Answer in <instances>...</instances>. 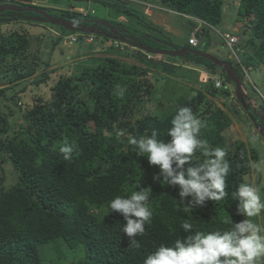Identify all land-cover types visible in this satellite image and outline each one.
Instances as JSON below:
<instances>
[{
    "label": "trees",
    "instance_id": "16d2710c",
    "mask_svg": "<svg viewBox=\"0 0 264 264\" xmlns=\"http://www.w3.org/2000/svg\"><path fill=\"white\" fill-rule=\"evenodd\" d=\"M94 1L103 7L114 8L117 18L126 16L143 29L136 35L139 39L119 36L117 33L123 26L105 21L109 28L101 25L95 28L99 37L109 39L113 36L112 41L137 48L126 41L135 39L146 47L141 44V39L150 38L149 41L154 40L157 45L155 47L170 50L169 40L166 43L162 41L165 39L148 34L156 33L159 27L146 21L147 17L140 11L116 7L104 0ZM160 2L173 12L203 22L201 36L217 30L224 12L221 0ZM75 14L69 11L68 15L74 18ZM50 15L62 17L56 13ZM236 16V21L249 24L245 44L239 46L247 67L256 68L264 64V0H240ZM27 19L25 13L9 12L8 17L0 18V22L11 24ZM87 19L78 17L81 26L90 28L95 22L92 18ZM159 30L163 33L161 28ZM79 33L90 35L95 32ZM27 37V30L22 28L0 30V83L10 84L0 88V264H59L58 260L45 257L44 252L50 249L61 255L82 251L83 257L76 259L73 255L70 264H143L147 255L161 244L171 246L176 239L186 238L188 233L181 227L185 221L193 224L192 232L227 231L232 225L225 223V217L233 223L242 221L232 193L248 179L258 155L253 147L235 140L231 144L226 139L227 133L233 134L232 120L213 104L211 99L218 97L220 91L213 83H207L192 98L176 101L173 110L163 118L150 113L138 116L136 113L152 95L151 68L171 74L173 67L154 65L146 61L145 55L132 56L144 68L109 56L94 59L96 65L79 74H73L76 67L69 66L49 73L43 71L29 81L38 65L27 61ZM147 47L154 48L152 45ZM186 47L195 48L185 42L179 50ZM193 51L211 61L215 59L203 51ZM79 55L81 53H77ZM190 62L197 64L193 59L187 64ZM51 65L47 61L43 69ZM206 68L215 76L213 66ZM239 68L242 71L244 66ZM138 76L144 78L137 80ZM27 80L30 85L24 84ZM117 85L126 87L123 98L116 95ZM28 89L37 90L38 97L28 96L21 107L20 94ZM42 90L45 93L40 97ZM179 107H190L198 118L207 122V127L201 129L200 138L206 139L213 148H226V159L230 164L225 199L194 205L190 213L178 204L179 188L164 185L159 177L160 169L150 166L147 158L138 156L135 147L127 143L129 135L150 136L154 130L158 139L170 141L167 130ZM21 111L22 123L14 129L8 118ZM249 112L251 114V108ZM233 115L240 118L237 113ZM252 117L257 122V118ZM118 131H123L124 136H117ZM65 141L77 145V151L68 161L59 152ZM204 159L202 154H195L192 166ZM4 165L8 166L7 170ZM9 171L15 174L16 180L6 185L5 176ZM140 187L149 192L153 217L151 223L145 225V234L137 237L140 247L134 248L122 233L123 217L110 213L108 203L114 197L128 196ZM190 199L185 198V204Z\"/></svg>",
    "mask_w": 264,
    "mask_h": 264
},
{
    "label": "rangeland",
    "instance_id": "374dc122",
    "mask_svg": "<svg viewBox=\"0 0 264 264\" xmlns=\"http://www.w3.org/2000/svg\"><path fill=\"white\" fill-rule=\"evenodd\" d=\"M41 6L47 9H42V11L50 14H59L63 21L72 22L78 25L82 19L93 21H111V23H120L123 27L118 31L119 36H132L135 39H139L136 35L140 31L143 32L139 26L131 22L128 17L117 18L114 8L103 7L98 5L94 0H38ZM112 2L116 7H121L127 10H138L143 15L147 17L148 22L153 26L159 27L163 30L158 29V31L150 32L148 34L153 35L157 38H163V42L172 45V48H183L185 42L188 43L190 33L195 30L196 20L191 19L187 16L180 15L176 12L171 11L166 8L160 0H104ZM224 6V12L221 17L220 25L216 27L217 31H208L205 35H200L201 31L198 33L195 43V48L186 47L187 50L194 52L193 50L203 51L205 54L214 57L217 61H222L225 64L231 65L236 71V75L240 80L243 91L252 100V102L257 106V112H254L251 107V115L257 118L256 124H253L251 118L243 110L241 104L238 102L235 96V84L231 82L224 73L220 66L216 65L214 61H211L206 56H198L195 52L189 53L187 56L182 57H172L167 55H155L147 54L139 50L137 47H131L126 43L119 41H112L113 36L109 39L99 37L96 33H91L90 35L80 34L79 32H73L69 30H63L59 26H53L47 23H38L31 20L17 21L8 24L6 22H0V30L3 31L7 28H15L16 30L22 28L27 30V44H26V54L28 55V63H37V71L35 75L29 79H33L39 76L43 71L51 72L62 70L63 68L72 66L76 67L72 70L73 74H79L85 68H91L95 66L96 63L94 59H100L102 57H116L124 61L128 65H136L144 68L145 66L133 60V57H140V55H145L146 61L157 65V64H168V66L173 67L174 71L168 70L166 73L163 70L157 71L151 68L153 74H151L152 80L150 82L152 95L150 96V101L145 102L141 110L136 114L142 116L146 113L152 115H157L159 118L165 117L169 112L173 110L174 104L178 100H185L192 98L196 91H200L202 87H206L207 83H213L214 78H218L224 87L218 91L219 95L216 98L209 99L212 100L213 104L219 109L225 111L232 120V135L228 133L225 135L229 143L233 144V141H238L247 147H253L258 155V161L264 159V131H261V127H264V120L260 118V115L256 116L261 110L264 111V64H259L256 66L247 67L242 53L235 55L228 48L224 46L218 33H231V35H236L239 40V45L243 47L247 39L246 35L249 31L248 23H241L237 20L236 12L240 0H221ZM27 8V7H22ZM50 8V9H48ZM84 8L87 9V16H80L75 14L74 18L69 17V9ZM118 9V8H117ZM116 11V10H115ZM9 12H0V18H6L9 16ZM91 12V13H90ZM71 13V12H70ZM26 16L32 17L34 13L26 12ZM52 16V15H51ZM73 16V15H72ZM59 18V17H57ZM87 23V22H85ZM103 31V30H102ZM65 37H70L66 39ZM117 38V37H115ZM69 39H74L70 41ZM141 44L144 46L154 47L153 50H160L154 44L153 41L149 39H141ZM169 40V42H167ZM190 42V41H189ZM159 45V44H158ZM170 49V48H169ZM81 55L77 56V53ZM119 52V53H118ZM140 53V54H139ZM191 55V56H190ZM77 56V57H76ZM133 56V57H132ZM196 60L197 64H190L187 62L189 60ZM213 59V58H212ZM214 59V60H215ZM50 61L51 66L47 67L46 70L43 69L44 64ZM244 66L246 69L239 68ZM213 66L215 76H212L206 69ZM157 71V72H156ZM153 75V76H152ZM144 76L136 77L137 80L143 79ZM159 79L155 81L154 79ZM52 77L49 79L51 81ZM29 81H25L24 84L30 85ZM10 84L0 83V88L9 87ZM31 87V86H29ZM226 88V89H225ZM45 89V88H42ZM226 91L224 95L221 92ZM37 90L28 89L26 92L21 93L20 103L21 107H24V101L28 96L38 97ZM45 91L39 92V96L43 97ZM147 98L145 97V100ZM144 100V101H145ZM19 105V104H18ZM23 109V108H22ZM230 109V110H229ZM239 114L240 118L233 113ZM247 118V120H246ZM9 122L11 127L16 129L22 123V111L9 117ZM255 125L258 126L255 127ZM261 126V127H259ZM263 129V128H262ZM252 137H256V142L252 143ZM257 161V162H258ZM6 170L7 165H4ZM6 185H11L12 181L16 180L15 174L8 172L5 176ZM244 183H249L253 186H257L264 193V176L259 175L255 168H252L247 180ZM245 217L241 216L243 220ZM253 222L257 223L259 226L264 228V211L254 218H251ZM45 257L49 256L51 260H58L59 264H70L73 260L72 256L75 255L76 259L82 258V251L76 252V254L68 253V255H61L59 251L50 249L44 252ZM61 257V258H60Z\"/></svg>",
    "mask_w": 264,
    "mask_h": 264
},
{
    "label": "clouds",
    "instance_id": "9594fccd",
    "mask_svg": "<svg viewBox=\"0 0 264 264\" xmlns=\"http://www.w3.org/2000/svg\"><path fill=\"white\" fill-rule=\"evenodd\" d=\"M238 38L236 35H231ZM116 95L123 98L126 87L116 86ZM207 127L190 107H179L167 130L170 141L157 138V131L151 135L127 136V143L134 146L138 156L146 157L150 166L160 169L164 185L179 188L178 204L182 210L190 213L192 206L203 205L205 201L222 202L228 193L226 179L230 164L226 159L227 149L211 147L206 139L200 138L201 129ZM117 136H124L118 131ZM252 137V143L256 142ZM77 151L75 142L65 141L59 152L63 159H72ZM195 154L206 159L193 165ZM259 175L264 176V159L253 163ZM154 179H157L154 177ZM191 198L185 204V198ZM232 197L237 201V212L245 217L233 223L225 217V223L232 227L227 231L192 232L193 224L185 221L181 227L186 238H178L171 246L161 244L147 255L143 264H264V228L251 218L264 211V193L249 183H241ZM110 213L123 217L122 233L130 241V247L139 248L137 237L145 234V225L150 224L153 210L149 206V192L146 188L132 191L128 196H116L108 203Z\"/></svg>",
    "mask_w": 264,
    "mask_h": 264
},
{
    "label": "water",
    "instance_id": "95a60500",
    "mask_svg": "<svg viewBox=\"0 0 264 264\" xmlns=\"http://www.w3.org/2000/svg\"><path fill=\"white\" fill-rule=\"evenodd\" d=\"M5 11H11L15 14L32 12V13L38 15L39 18L38 17H29L27 20H31V21L38 22V23H48V24L53 25V26H59V27L63 28L64 30L75 31V32H82V33L95 32V33H97L95 31L96 26L102 25L104 27H108V25L105 21H96L94 23V25L90 28H87L85 26H81L79 23H78V25H75L72 22L63 21L60 17L57 18V17L51 16V15H47L42 11L34 9L33 7L22 8V7L15 6V5H0V12H5ZM126 42L129 44H132V45H136L140 49L144 50L145 52H148L150 54H155V55H167V56H172V57H182L186 53H194V52L189 51L187 49H181V50L178 49L177 50L176 48H172L171 45L168 46L170 48V50H167V49L153 50V49L148 48V47H142L140 44H138L136 42L135 39H131V40H128ZM214 62L216 65L220 66L226 72V75L228 76V78L235 84L236 99L241 104L242 108L246 111L247 115L251 118L252 123L256 124L254 118L252 117V115L249 112V108L252 107V110L254 109L253 112H257V108H255L257 106L252 102V100L243 91L242 85L240 84V80L237 77V75L231 70L229 65H227L221 61H214ZM261 112H262V114L260 115V118L264 120V111L261 110ZM254 115H256V114H254ZM258 115H256V116H258ZM255 127L258 128L257 125H255ZM260 130L264 131V127H263V129L261 128Z\"/></svg>",
    "mask_w": 264,
    "mask_h": 264
},
{
    "label": "bare ground",
    "instance_id": "6f19581e",
    "mask_svg": "<svg viewBox=\"0 0 264 264\" xmlns=\"http://www.w3.org/2000/svg\"><path fill=\"white\" fill-rule=\"evenodd\" d=\"M38 3L40 4V2L38 1ZM42 4H40V5H37V6H35V7H43V6H41ZM43 8H46V7H43ZM70 10V12H73V13H77V14H79L80 16H87V15H83V13L84 12H88V10L87 9H84V8H76V9H69ZM91 13V12H90ZM188 17V16H187ZM190 18V17H189ZM191 19H193V18H191ZM194 20H196V22H195V25H193V26H195V30L190 34V37H189V39H188V43L189 44H191V45H193L194 47L196 46V43H195V39H196V37H197V35H198V33L201 31V25H204L203 24V22H201V21H199L198 19H194ZM108 25V24H107ZM102 26V25H101ZM108 28H109V26H108ZM215 31H217V30H215ZM224 35H226L225 37H224ZM218 36L220 37V39H221V41L224 43V46L226 47V48H228L229 50H230V52H232L233 54H235V55H238V54H241L242 53V49L240 48V46H239V40H240V38H233L232 36H231V33H227V32H225V33H218ZM66 39H68V38H70V37H65ZM190 41V42H189ZM213 61H217V59H212ZM222 62V61H221ZM215 63V62H214ZM224 63V62H223ZM227 65H229V64H227ZM230 66V68H231V70L235 73V71H234V68L231 66V65H229ZM240 67H242V65L240 66ZM221 68V67H220ZM222 69V68H221ZM223 70V69H222ZM224 71V70H223ZM225 72V71H224ZM226 73V72H225ZM213 84H214V87H215V89H221L222 87H224L223 86V84L221 83V81L218 79V78H214L213 79ZM241 84V83H240ZM226 89V88H225Z\"/></svg>",
    "mask_w": 264,
    "mask_h": 264
},
{
    "label": "built area",
    "instance_id": "2783aa9c",
    "mask_svg": "<svg viewBox=\"0 0 264 264\" xmlns=\"http://www.w3.org/2000/svg\"><path fill=\"white\" fill-rule=\"evenodd\" d=\"M0 5H15L19 7H35L40 4L38 3V0H0ZM83 15H86V12H84ZM225 36L226 35H224V37ZM69 40L73 41L74 39H69Z\"/></svg>",
    "mask_w": 264,
    "mask_h": 264
},
{
    "label": "flooded vegetation",
    "instance_id": "af4514ba",
    "mask_svg": "<svg viewBox=\"0 0 264 264\" xmlns=\"http://www.w3.org/2000/svg\"><path fill=\"white\" fill-rule=\"evenodd\" d=\"M32 17H38V15H36V14H33V16ZM29 18V17H28ZM39 18V17H38ZM98 21V20H97ZM94 22H96V21H94ZM98 27H101V26H98ZM100 29V28H99ZM98 29V30H99ZM100 31V30H99Z\"/></svg>",
    "mask_w": 264,
    "mask_h": 264
}]
</instances>
